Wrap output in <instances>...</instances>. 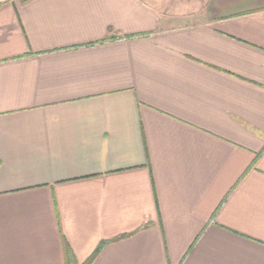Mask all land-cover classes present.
<instances>
[{
  "label": "crops",
  "instance_id": "obj_1",
  "mask_svg": "<svg viewBox=\"0 0 264 264\" xmlns=\"http://www.w3.org/2000/svg\"><path fill=\"white\" fill-rule=\"evenodd\" d=\"M90 260L264 264V0H0V264Z\"/></svg>",
  "mask_w": 264,
  "mask_h": 264
},
{
  "label": "trees",
  "instance_id": "obj_2",
  "mask_svg": "<svg viewBox=\"0 0 264 264\" xmlns=\"http://www.w3.org/2000/svg\"><path fill=\"white\" fill-rule=\"evenodd\" d=\"M91 260H92V258H91ZM91 260L88 262V264H90V263H91Z\"/></svg>",
  "mask_w": 264,
  "mask_h": 264
}]
</instances>
